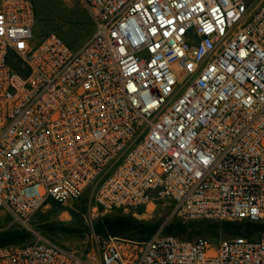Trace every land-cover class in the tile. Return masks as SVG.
<instances>
[{
	"label": "built area",
	"instance_id": "1",
	"mask_svg": "<svg viewBox=\"0 0 264 264\" xmlns=\"http://www.w3.org/2000/svg\"><path fill=\"white\" fill-rule=\"evenodd\" d=\"M79 2L93 31L74 48L36 38L33 0H0V215L86 195L98 218L167 215L83 250L33 231L0 264H264V235L164 232L264 221V0Z\"/></svg>",
	"mask_w": 264,
	"mask_h": 264
},
{
	"label": "rangeland",
	"instance_id": "2",
	"mask_svg": "<svg viewBox=\"0 0 264 264\" xmlns=\"http://www.w3.org/2000/svg\"><path fill=\"white\" fill-rule=\"evenodd\" d=\"M37 11V21L34 33L37 39L49 32L59 34L69 45L74 48L81 46L92 34L93 26L87 10L79 0H33ZM89 196V195H88ZM89 197L87 195L78 202L66 205L55 204L50 208L35 213L31 219L21 225L9 215H0V231L10 228H25L28 231L44 229V236L66 247L77 250L102 246L106 239L100 238L93 231L94 224L99 219L91 215ZM167 215L163 206H150L139 210L136 217L149 228H154L162 223ZM264 223V221H260ZM219 223V222H218ZM43 235V234H42ZM263 232L253 235L261 237ZM142 235L134 240L142 241ZM213 245L228 235L216 231L214 235H202ZM31 240V238L29 239ZM146 240V239H145Z\"/></svg>",
	"mask_w": 264,
	"mask_h": 264
},
{
	"label": "trees",
	"instance_id": "3",
	"mask_svg": "<svg viewBox=\"0 0 264 264\" xmlns=\"http://www.w3.org/2000/svg\"><path fill=\"white\" fill-rule=\"evenodd\" d=\"M160 226L161 223L154 228H149L133 215H124L120 212H115L99 218L94 224L93 231L102 239H108L109 237L135 239L139 235H142L143 237L141 239L147 240ZM43 230L41 229L38 233L45 235ZM217 230L228 235V237H253L257 233H264V223L246 220L219 223L203 221L183 223L181 221H172L164 227L166 234L186 239H194L202 235H214ZM32 237L33 234L25 228H10L0 231V246L24 243Z\"/></svg>",
	"mask_w": 264,
	"mask_h": 264
}]
</instances>
